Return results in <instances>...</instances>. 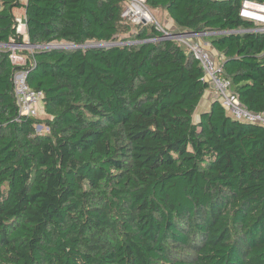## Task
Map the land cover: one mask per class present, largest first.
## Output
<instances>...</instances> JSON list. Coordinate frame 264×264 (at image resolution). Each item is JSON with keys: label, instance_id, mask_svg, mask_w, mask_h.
Masks as SVG:
<instances>
[{"label": "trees", "instance_id": "obj_1", "mask_svg": "<svg viewBox=\"0 0 264 264\" xmlns=\"http://www.w3.org/2000/svg\"><path fill=\"white\" fill-rule=\"evenodd\" d=\"M242 1L146 3L204 33L234 95L264 113V31ZM124 5L0 0V45L39 47L23 65L0 48V264H264V126L205 99L192 52L149 41L160 33ZM63 42L81 47L50 46ZM19 71L44 117L19 114Z\"/></svg>", "mask_w": 264, "mask_h": 264}, {"label": "built area", "instance_id": "obj_2", "mask_svg": "<svg viewBox=\"0 0 264 264\" xmlns=\"http://www.w3.org/2000/svg\"><path fill=\"white\" fill-rule=\"evenodd\" d=\"M21 1L24 2L25 0ZM124 3L122 17L125 21L131 25H153L160 33L161 36L152 38L149 41L174 40L192 52L204 71V80L210 85V89L208 90L210 96L208 99L212 97L221 102L222 106L235 120L258 123L264 126V113H255L248 110L232 92L231 81L223 75L219 57L213 55L211 45L203 40L204 33L189 31L172 32L170 29L163 28L156 21L151 9L147 6L146 0H124ZM240 15L255 23L258 31H264V3L256 0H243ZM21 21L17 20L16 31L27 37L25 35L26 32L20 29ZM27 41L25 44L12 42L9 47H6L7 45H0V48H7L11 52L10 59L13 64L23 65L26 60L24 56L19 54V51L23 49L32 51L39 48L38 46L28 44ZM13 82L19 114L28 117L39 116L43 111V93L33 90L28 85L26 72L24 71L17 72Z\"/></svg>", "mask_w": 264, "mask_h": 264}, {"label": "crops", "instance_id": "obj_3", "mask_svg": "<svg viewBox=\"0 0 264 264\" xmlns=\"http://www.w3.org/2000/svg\"><path fill=\"white\" fill-rule=\"evenodd\" d=\"M16 20H23L25 22V25H26V13H25V10L24 9H17L16 10ZM161 20L163 21V23L169 27L168 29H170L172 32H178V30H183V29H178L176 28L175 26V23L173 21V19L168 15V13L166 11H163L161 10ZM24 25V26H25ZM26 30V34H27V25L26 27L24 28ZM27 36V35H26ZM212 53L215 57H219V54L217 51L213 50L212 49ZM220 60V59H219ZM210 96V92L208 91L205 95V99L208 100V97ZM203 106L204 107V110H205V107H208V103L203 100V102L201 103L200 107ZM200 109V108H199Z\"/></svg>", "mask_w": 264, "mask_h": 264}, {"label": "rangeland", "instance_id": "obj_4", "mask_svg": "<svg viewBox=\"0 0 264 264\" xmlns=\"http://www.w3.org/2000/svg\"><path fill=\"white\" fill-rule=\"evenodd\" d=\"M152 11V10H151ZM152 13H153V15H154V17H155V19H156V21L161 25V26H163V28H165V29H168L169 27H167L164 23H163V21L161 20V10H153L152 11ZM169 30V29H168ZM23 32H26L25 30L23 31ZM25 35H27L26 33H25ZM204 40V39H203ZM204 42H206L205 40H204ZM99 45V44H104V43H95V42H89L87 45ZM50 46H59V47H71V46H73V45H71V44H67V43H52ZM22 56V55H21ZM205 109H207V107H205ZM202 110H204V107L203 106H201L200 107V109L198 110V112H197V115H198V113L199 112H201ZM41 115H42V113H41ZM45 115L43 114L42 115V117H44ZM42 128L40 127V129L39 130H41Z\"/></svg>", "mask_w": 264, "mask_h": 264}, {"label": "water", "instance_id": "obj_5", "mask_svg": "<svg viewBox=\"0 0 264 264\" xmlns=\"http://www.w3.org/2000/svg\"><path fill=\"white\" fill-rule=\"evenodd\" d=\"M183 31H185V30H178V32H183ZM27 43H28V41H27ZM11 45V43L10 44H7V46L6 47H9ZM113 45H116L115 43H111V44H107V45H105V44H100V45H97V46H113ZM96 45H84V47H95ZM53 47H58V46H53ZM72 48L73 47H81V46H71Z\"/></svg>", "mask_w": 264, "mask_h": 264}, {"label": "bare ground", "instance_id": "obj_6", "mask_svg": "<svg viewBox=\"0 0 264 264\" xmlns=\"http://www.w3.org/2000/svg\"><path fill=\"white\" fill-rule=\"evenodd\" d=\"M24 25H25V23L21 25V31H24V30H25V29H24V28H25Z\"/></svg>", "mask_w": 264, "mask_h": 264}]
</instances>
